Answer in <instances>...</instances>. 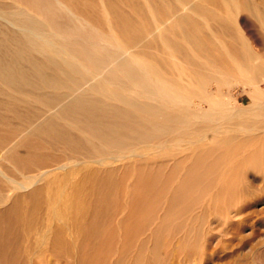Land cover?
I'll return each instance as SVG.
<instances>
[{
	"label": "bare ground",
	"instance_id": "bare-ground-1",
	"mask_svg": "<svg viewBox=\"0 0 264 264\" xmlns=\"http://www.w3.org/2000/svg\"><path fill=\"white\" fill-rule=\"evenodd\" d=\"M243 14L264 37V0H0V264L148 263L167 230L264 261V38Z\"/></svg>",
	"mask_w": 264,
	"mask_h": 264
},
{
	"label": "rangeland",
	"instance_id": "rangeland-1",
	"mask_svg": "<svg viewBox=\"0 0 264 264\" xmlns=\"http://www.w3.org/2000/svg\"><path fill=\"white\" fill-rule=\"evenodd\" d=\"M242 16H243V18L245 17L243 20H245L247 22V23L245 22V25H248L247 27L245 26V29H244L245 33L247 32L246 33L247 36H254L255 35L253 37V40H254V38L255 39L259 38V39L263 40L264 37H263V33L261 31V27L259 26L260 25L259 22H257L255 19L249 17L247 14H243ZM249 172L251 174V175H249V178L251 177L250 179H253L255 182H259V183H262V181H264V173H262V171L257 172L255 170H251ZM259 194L261 197L264 198V188H263V190H261L259 192ZM255 209L257 210L254 213L255 217L261 218L262 216H264V199L259 201L256 204ZM208 218H209V220H211L212 214L209 215ZM198 224L199 223H197V226H199ZM193 225H196V223L195 224L193 223ZM170 231L167 230L166 231L167 233L165 232L164 234L167 237V239H169L171 242L168 244H162V245L156 246V247H150L148 250L145 251V255L148 254L147 256L152 258V261H150L148 263H141V264H170L171 260L173 258H175V256H177V254H180V255L182 254V256H185V255L188 256L189 255L190 257H187V258L190 259L189 260L190 263L187 261L188 264H214V259H213L214 255H213V253H211L213 251V244L211 243V240H212L211 234L206 236V232H203V234H201V235L193 233L194 236L195 235L197 237L199 236V238H197L195 241L196 237L195 238L190 237L193 235V234H191L190 236H188V238L190 237L191 239L189 238L190 239L189 240L187 238V241L185 243V249L179 250L178 248H175V244L173 245L175 238L179 237L178 233H176L174 235L173 231L172 232H170ZM210 243H211V245H210ZM262 263L264 264V261L262 259L256 260V264H262ZM126 264H134V262L133 263L128 262Z\"/></svg>",
	"mask_w": 264,
	"mask_h": 264
}]
</instances>
